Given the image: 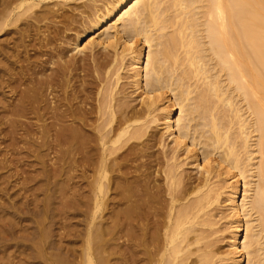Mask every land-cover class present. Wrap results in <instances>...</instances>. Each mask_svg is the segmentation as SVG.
Masks as SVG:
<instances>
[{
	"label": "bare ground",
	"instance_id": "bare-ground-1",
	"mask_svg": "<svg viewBox=\"0 0 264 264\" xmlns=\"http://www.w3.org/2000/svg\"><path fill=\"white\" fill-rule=\"evenodd\" d=\"M0 36L1 80L26 86L14 110L75 155L88 264L116 234L142 264H264V0H0Z\"/></svg>",
	"mask_w": 264,
	"mask_h": 264
},
{
	"label": "rangeland",
	"instance_id": "rangeland-1",
	"mask_svg": "<svg viewBox=\"0 0 264 264\" xmlns=\"http://www.w3.org/2000/svg\"><path fill=\"white\" fill-rule=\"evenodd\" d=\"M81 3L83 2H70L69 5H79ZM69 34L71 35L73 33ZM26 35L29 36L27 39L25 38V41H27L25 42L26 48L30 47V49L27 48L26 52L33 57L35 56L33 47L36 48V45L35 42L31 40L33 36L30 38L32 34ZM1 37L3 38L4 36H0V38ZM5 37L4 39L1 38V40L5 41V39H9L8 36ZM57 38L58 37H56V39ZM13 40L15 41L16 39L12 38L8 45L13 46L14 43L11 44L14 42ZM29 40L32 41L35 46H31L33 45L32 42L31 45H28L27 43ZM57 41L56 43L59 45V40ZM85 42L86 40H82L81 46H83ZM39 46L43 50V47H41V45ZM64 48H67V50H69V48L71 49L69 46ZM22 49L18 51V55H21V51L25 53L24 48ZM32 49L33 51L31 52L33 53L29 52V50ZM44 49V52L47 51V47ZM7 51H9V49H7ZM145 51L147 52V49ZM28 54H26V56ZM69 54L72 56L75 55V52H69ZM76 56L79 57L80 55L77 54ZM9 57L11 56L9 55ZM13 58L14 57H12L10 61ZM41 58H44L43 55H41ZM41 58H38V63L42 60ZM15 60L16 58L13 59V61ZM22 62L20 61L17 63L18 66H21H19L21 69L23 67ZM18 66H14V68H17L14 69V74L17 71V74H20L21 69H19ZM18 80L19 79L15 82L17 83L16 85H14V83L12 87H9L8 84H5L6 77H3L2 80L0 78L2 83V86L0 85V107L2 108H0V264H88L85 256L86 248H83L86 245V243H83V241L86 242V235L84 234L86 232L83 231L87 229L88 223L86 222L87 219H84V222L83 218L85 217H81L83 216L82 212V215L79 214L80 212H77L79 210L77 208L78 193L76 192L77 177L73 163L75 155H70L72 157H70L71 160H68L69 158L64 160L61 153L57 154L61 151L60 147H56L58 152L54 151L56 149L55 146L50 147V149L40 140L44 132L42 133V131H39L41 130L39 126H37L40 125L39 122H36L34 118H28L29 116L19 115L20 113L16 112V109L20 107L17 94L20 90L23 92L26 89L24 88L26 87L25 83L21 84L22 82ZM11 88L13 89L11 90ZM8 90L9 92H7ZM16 105L19 106L14 110ZM14 115L16 116L14 117ZM26 120L31 122L28 123ZM10 121L16 122V124L13 122L14 128ZM17 121H19L20 124ZM157 129L160 128L158 127ZM212 158L216 160L219 159L216 155ZM66 167L71 170L69 177H67L63 171ZM225 183L221 180L218 184V188H220L219 191L222 192V195L219 199L220 203L213 207L214 211L212 210V213L214 215L216 214L215 221L217 220L216 222H218L216 225L219 230L217 235V247L221 253H227L229 250L231 232L229 228L228 210L226 203L223 202L229 192L226 188L227 183ZM83 223H86L85 225L87 226H84ZM110 224L111 223H109V227H112ZM121 236L123 235L121 234L119 237V234H116L114 238L112 236H106L103 242H107L104 244L105 246L102 242L103 247L101 242H99L100 244L98 243V246L101 245L98 247L96 246L97 242L93 244L92 241L90 245L93 244V246L98 247L96 250L99 251L100 248L106 249H100V252L101 250L102 252L96 253L91 249H95V247L89 246V254L92 253L90 255L92 259L91 264H142V242L139 240L137 241L131 236L127 238V236L124 237V235V239L121 238ZM219 264H231V261H224Z\"/></svg>",
	"mask_w": 264,
	"mask_h": 264
}]
</instances>
